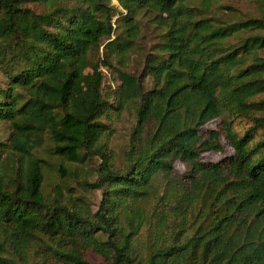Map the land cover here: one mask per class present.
<instances>
[{
    "label": "trees",
    "instance_id": "trees-1",
    "mask_svg": "<svg viewBox=\"0 0 264 264\" xmlns=\"http://www.w3.org/2000/svg\"><path fill=\"white\" fill-rule=\"evenodd\" d=\"M115 1L0 0V264H95L88 251L107 264H264V0H245L263 9L243 17L215 13L222 0ZM144 15L160 34L146 51ZM101 67L116 88L103 90ZM42 147L72 166L61 179L99 157L82 181L101 190L95 210L58 185L44 193Z\"/></svg>",
    "mask_w": 264,
    "mask_h": 264
},
{
    "label": "rangeland",
    "instance_id": "rangeland-1",
    "mask_svg": "<svg viewBox=\"0 0 264 264\" xmlns=\"http://www.w3.org/2000/svg\"><path fill=\"white\" fill-rule=\"evenodd\" d=\"M224 1V2H223ZM112 3L116 4L115 0H112ZM225 4H229L237 9V14L240 16H259L263 9V5H259L258 3H254L252 1L245 0H222L219 2L220 8L216 7L215 13L226 14L228 10L224 8ZM150 18L149 15H144L142 18L140 32L141 39L140 45L145 51L149 49L154 43H156L160 34L159 31L154 27L152 22L148 20ZM137 66V62L135 63ZM101 70L104 74V88L103 90L107 92L110 88H116L115 79L112 78V75L108 70L104 67H101ZM134 70V69H132ZM264 97V94L262 95ZM133 114L131 112H125L119 119L115 120L112 123L113 133L110 138V150L113 153V157H115L116 162L119 161V158L126 148L128 143V135L131 126L133 125ZM216 122H210L205 127L213 128L215 127ZM10 133V127L5 122H0V141H5L8 138ZM49 149L42 147L38 154L43 157L47 166L43 169L44 173V181H43V191L46 195L50 196L54 194V188L58 185L61 187V195L64 197H76L83 196L86 198L89 203H91L92 208L95 210L97 204L100 201L101 190H88L83 187V180H88L92 182L96 178V168L99 163V157H88V159L77 168L78 173L74 178L66 177L64 179L60 178V173L57 168L59 165L67 167L68 169H72V166H69L65 161L52 156L48 152ZM229 149H225V154L230 153ZM225 154L219 153L217 151L206 152L202 155L203 160L208 161H217L222 158ZM185 170V166L181 163L177 162L175 164V173L181 175ZM94 173V174H93ZM70 190V191H69ZM59 197V196H58ZM87 259L95 264H107L99 255L93 253L92 251H88L86 253Z\"/></svg>",
    "mask_w": 264,
    "mask_h": 264
}]
</instances>
